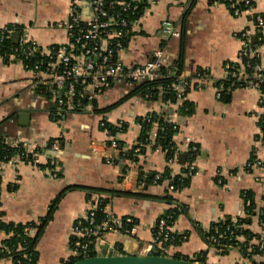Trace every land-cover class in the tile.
I'll list each match as a JSON object with an SVG mask.
<instances>
[{"label": "crops", "instance_id": "obj_1", "mask_svg": "<svg viewBox=\"0 0 264 264\" xmlns=\"http://www.w3.org/2000/svg\"><path fill=\"white\" fill-rule=\"evenodd\" d=\"M69 2L0 0V30L16 25L22 30V41L34 42L36 52L46 53L52 46L68 43L66 31L57 24L66 21ZM253 2L251 12L235 17L220 0H159L144 9L132 26L120 54L124 66L141 65L152 58L153 50L162 48L163 64L191 84L184 99L191 106L190 114H181L176 100L165 101L159 85L152 88L156 91L152 96L142 89L113 84L81 112L67 113L59 122H53V104L49 96L32 90L31 72L19 61L10 59L6 63L0 57V135L12 146L21 143L28 153L38 151L40 166L53 156L59 171L58 177L53 178L45 168L26 161L0 163V220L26 223L41 219L47 215L50 203L68 186L132 193L135 196L111 197L105 212L131 217L133 228L126 233L101 236L94 246L97 256L111 255L113 250L116 255L162 252L169 257L192 258L204 252L205 264H264V254L252 259L243 258L238 249L219 254L207 246L199 231L227 217H239L244 191L249 192L255 209L264 211V180L258 179V170L244 169L252 158H264V142H256L263 133L259 115H264V110L259 107V95L253 89L228 86L217 97L219 85L225 81V64L237 62L241 32L254 38L253 43L264 58V42L256 43L250 17L251 13L264 16V0ZM80 12L88 18L90 0H82ZM163 22H170L178 36L164 35ZM197 81L199 84L194 85ZM147 114H165L176 124L173 162L151 146L137 156L136 162L118 157L117 149L126 152L137 144L141 131L137 119ZM105 124L117 128L126 124L125 131L110 136L117 144L121 142L116 149L107 146ZM155 130L156 126L152 131ZM50 142L58 143L57 152L50 151ZM191 147L197 149L192 159L196 172L188 176L186 187L169 193L165 181L145 184L147 176H161L167 168L172 175L183 174ZM181 155L185 157L183 163ZM167 193L174 203L163 200ZM96 199L94 195L88 200L87 193L77 189L63 195L37 242L36 264H61L71 257L73 223L87 213ZM175 206L183 209L179 208L182 211L170 231L175 235L186 233L187 238L180 245L161 250L154 242L153 228ZM247 223L251 233L261 231L256 217ZM6 237L0 231V248ZM0 264L12 262L1 259Z\"/></svg>", "mask_w": 264, "mask_h": 264}, {"label": "built area", "instance_id": "obj_2", "mask_svg": "<svg viewBox=\"0 0 264 264\" xmlns=\"http://www.w3.org/2000/svg\"><path fill=\"white\" fill-rule=\"evenodd\" d=\"M221 1L224 4H229L231 14L235 17L245 12H251L254 8V0ZM81 2L82 0H70L66 21L57 24V27L66 31L68 43L52 46L46 53H40V58L35 60L31 66H25L24 60L33 51H37L34 42H25L23 40L22 43L28 46L26 48L28 53L21 55L22 57L18 55V58L14 54L9 57V60L15 59L19 61L25 70L31 72L33 77L30 85L36 94H47L49 96L53 104L50 112L52 119L56 121L62 117L64 112L74 108L82 109V99L92 104L113 84H124L134 87L142 83H153L161 78L173 79L175 100L179 103L178 108H180L191 84L182 75L174 73L163 64L164 50L162 48L159 47L153 50L150 60L132 68H126L120 58V54L124 50L122 39L127 35V29L128 31L131 30L137 21V19L129 20V18L140 10L144 11V9L156 5L159 0H90L88 18H83L81 15ZM250 17L253 22L256 43L261 44L264 42V16L259 13H251ZM162 26L164 35L178 36L176 28L170 22H163ZM11 32L12 30L5 26L0 30V38L5 35L8 36ZM238 38L240 39L241 47L237 53V62L225 64V80L229 82V88L255 90L259 95V107L264 110V58L258 46L251 41V37L247 32H241ZM199 76H196L197 79H200ZM198 84L199 82L197 81L194 85ZM223 88V84H220L217 97H219V91L223 90ZM73 97L76 98L75 104L71 102ZM261 116L264 115H259V118ZM167 120L173 125L174 129L177 128L171 119ZM105 134L109 138L107 146L110 149H116L118 146L117 141L110 137L107 131ZM256 142H264L263 133L259 134ZM58 147V143L55 142L51 144L50 150L57 152ZM196 152L197 149L195 147L190 148L191 156H195ZM175 156L174 159L169 160L170 163L175 160ZM25 157H27L25 153L17 155L6 163L14 164L15 162L26 161L39 169L41 168L37 163L36 153H31V157L28 160ZM46 165L45 170L48 174L53 178H57L59 175L57 161L48 159ZM183 168L186 170L185 174L189 177L196 172L194 160L186 162ZM251 168L259 171V180H264V158L254 157L244 165V169L249 170ZM159 177V175H155L154 180L157 181ZM126 180L127 177L125 176L122 180L123 183ZM164 181L167 183L168 192L173 193L174 189L170 184V180L165 179ZM110 201L111 199L108 198V204ZM96 204L92 205L85 215L73 223L70 242L71 256L86 255L101 236L118 234L123 222L126 225H132L129 231L133 228V219L129 216L115 217L106 213L105 220L96 222L94 216ZM249 205L250 201L242 198L241 215L231 218L232 224L235 225L237 219L249 216L246 211ZM253 212V216L258 219L262 228L257 234L258 237L251 242L256 246L261 256V254H264V211L254 209ZM171 218L170 215L160 217L153 228L154 242L161 250H165L167 242L173 239L170 231L171 225H167V220ZM238 228L246 229V226L240 225ZM230 229L229 226L224 229L225 233L228 232L230 235L229 240L234 239L235 243H242L244 237L236 236L231 238L233 231H230ZM223 238L222 236L218 238L210 236L208 237V242L220 245L222 248L238 249L237 246L222 242ZM182 239L185 240L184 237ZM248 252H250V249H248Z\"/></svg>", "mask_w": 264, "mask_h": 264}, {"label": "trees", "instance_id": "obj_3", "mask_svg": "<svg viewBox=\"0 0 264 264\" xmlns=\"http://www.w3.org/2000/svg\"><path fill=\"white\" fill-rule=\"evenodd\" d=\"M221 1V0H220ZM222 2V1H221ZM229 7V4H226ZM144 7V4H143ZM231 10V8H230ZM142 10H140L137 14L130 17L129 20L137 19L140 15ZM12 32L7 36L0 38V57L1 59L8 63L9 57L11 54H14L17 56L22 57L21 55L28 53L26 48L28 47L27 44H23L21 37H22V30L14 26H8ZM127 35L122 39L124 47L126 45V42L128 41L130 37V30L127 29ZM40 58V53H37L36 51H33L29 56L24 60V65L31 66L35 60ZM15 60V59H14ZM201 71H199L200 73ZM220 83V82H219ZM220 84H223L224 87L229 86V82L227 80L222 81ZM160 86L162 88V98L165 101H170L172 99L175 100V90H174V81L172 78H161L153 83H142L137 86H134L133 88L136 89H142L145 93L152 94L153 92H156L152 88L154 86ZM46 98H48L47 94H43ZM153 96V94H152ZM72 104L76 103V98H72ZM82 109L90 105L87 100L82 99ZM82 109L74 108L73 110L64 112L62 115L65 116L67 113L72 112H81ZM178 111L181 114H190L192 112L191 106L187 101H183L180 108H178ZM53 120L50 116V119L53 122H59L61 119ZM259 124L262 127L263 130V136H264V116H261L259 118ZM137 122L141 125V131L139 133V136L137 138V144L132 147L130 150L123 152L122 148L117 149L116 153L118 154V157L120 159H125L130 162H136L137 156L144 153L145 148L147 146H151L152 149H160L164 152L166 160H170L173 158L174 152H175V145L172 141V137L174 133L177 131V128H173V125L168 122L167 117L165 114L163 115H156V114H147L145 117H141L137 119ZM156 126V130L153 132V127ZM103 129H106V131L109 133L110 136H114L118 133H122L126 129V124H120V126L114 127L112 125L105 124L103 126ZM154 133V134H153ZM51 143H49V149L51 146ZM121 142H118V145ZM48 150V148L46 149ZM51 151V150H50ZM49 151V152H50ZM53 153V151H51ZM25 153L26 160H28L31 157V153H28L23 147L21 143H18L15 146H12L8 142H6V139L0 135V163H6L11 158L15 156H19ZM35 153H38L36 151ZM194 157L190 156V158L187 156V162L191 161ZM56 160L53 156L49 158V160ZM48 165V164H47ZM47 165L40 166L41 168H46ZM186 170L183 171V174L178 175H172L170 169H165V171L161 174L159 179L157 181H154L155 175L152 177H146L145 184L153 183L155 184L163 182L165 179L170 180V184L173 186L174 192H177L181 190L182 188L186 187L189 183V177L185 175ZM139 178H142V174L139 175ZM82 190L87 193V199L90 200L92 196H96V201L92 202V205H97L94 216L96 222H100L102 220H105V209L107 208V199L114 197L115 195H128V196H135V194L132 193H125V192H117V191H107V190H99V189H91V188H85L81 186H68L66 187L61 193L58 194V196L50 203L48 213L45 217L38 219L36 221H30L26 223H14V222H4L0 220V231H3L7 237L3 240L2 246L0 248V260L1 259H9L12 264H36L38 254L36 252V246L39 238L44 232V229L47 225V223L51 220L52 215L57 208L58 202L63 197V195L71 190ZM241 196L244 200H249L250 205L249 208L246 209L247 213L249 214L248 217L237 219L235 225L232 224L231 218L227 217L223 220L217 221L215 223L210 224L207 230H203L202 228H199V231L206 242L207 246L214 248L219 254H226L230 249L222 248L220 245L212 244L208 242V237L214 236L218 238L219 236L224 237L222 242H227V244L232 246H237L241 256L247 259H252L254 255H260L256 246L251 242L254 238H257V234L251 233L247 228L241 229L238 228L240 225H246L248 224V220L254 215L253 210L255 209L254 202L252 201V198L249 194V192H242ZM164 201L171 204L174 203V199L172 198L171 194H166L163 198ZM96 202V203H95ZM179 208L183 209L181 206H175L171 208L169 211H167L163 216H171L172 218L167 220V225H172V223L175 221L176 217L181 213L182 210H179ZM0 212V216H1ZM264 218V216H263ZM134 226V222H133ZM229 226L231 229L230 231H233V236L231 238H234L236 236H243V242L242 243H235L234 239L229 240L230 235L228 232L225 233L224 229ZM132 225H126L122 224L121 233H126L130 230ZM173 239L167 242L165 246L169 247L170 245H180L183 241L186 240L187 234L184 233L182 235H175L172 234ZM182 237L185 238V240L182 239ZM221 242V243H222ZM248 249H250V252H248ZM158 254L161 256H165L162 252H151L150 255ZM96 252L94 247H91L86 255H79V256H71L68 260L65 262H62L61 264H74L75 262L82 260L87 257H93L96 256ZM263 255V254H261ZM175 259H181V260H187V261H196L200 264L204 263V252H199L195 254L192 258H186L183 256H172ZM263 264V263H258Z\"/></svg>", "mask_w": 264, "mask_h": 264}, {"label": "water", "instance_id": "obj_4", "mask_svg": "<svg viewBox=\"0 0 264 264\" xmlns=\"http://www.w3.org/2000/svg\"><path fill=\"white\" fill-rule=\"evenodd\" d=\"M252 42L254 38L251 39ZM185 157L180 156V163H183ZM111 255L105 254L103 256L87 257L75 262L74 264H200L194 261H187L181 259H175L169 256H161L158 254L153 255Z\"/></svg>", "mask_w": 264, "mask_h": 264}, {"label": "rangeland", "instance_id": "obj_5", "mask_svg": "<svg viewBox=\"0 0 264 264\" xmlns=\"http://www.w3.org/2000/svg\"><path fill=\"white\" fill-rule=\"evenodd\" d=\"M231 250V249H230ZM239 250V249H238ZM240 252V251H239ZM254 256H256V255H254ZM258 256H260V255H258Z\"/></svg>", "mask_w": 264, "mask_h": 264}]
</instances>
